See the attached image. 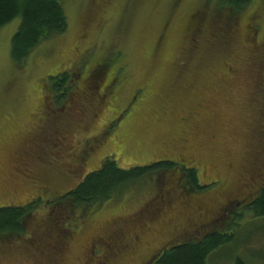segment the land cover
Wrapping results in <instances>:
<instances>
[{
    "label": "rangeland",
    "instance_id": "1",
    "mask_svg": "<svg viewBox=\"0 0 264 264\" xmlns=\"http://www.w3.org/2000/svg\"><path fill=\"white\" fill-rule=\"evenodd\" d=\"M63 5L67 31L23 67L11 58L21 18L0 29V208L37 204L25 234L0 239V264H96L99 240L120 248L109 264H147L178 230L197 241L214 225L232 239L207 264H264V217L246 207L264 188V0L240 14L220 0ZM65 71L58 102L47 79ZM107 158L194 167L208 187L157 221L156 179L88 210L56 203ZM170 185L167 206L182 191Z\"/></svg>",
    "mask_w": 264,
    "mask_h": 264
},
{
    "label": "trees",
    "instance_id": "2",
    "mask_svg": "<svg viewBox=\"0 0 264 264\" xmlns=\"http://www.w3.org/2000/svg\"><path fill=\"white\" fill-rule=\"evenodd\" d=\"M64 1L0 0V29L13 20L21 18L20 27L11 43V58L18 67H23L30 55L43 43L67 31L68 20ZM251 3L252 0H220L218 8L240 14ZM72 83V75L66 71L47 79V87L55 94L58 102L67 97ZM155 179L160 184L167 180L175 181L183 191L191 194H199L208 187L200 184L199 171L194 167L180 166L172 161H161L122 169L114 159L107 158L99 170L88 174L75 189L60 197L56 203L68 202L74 210L80 208L88 210L108 202L115 195L125 193L135 186L145 187ZM36 207L37 204L33 203L0 208V239L25 234ZM247 208L256 217H264V188ZM227 220L229 222L230 217L225 220L226 225H229L227 227L234 224L233 220L232 224ZM213 227V231L212 228L208 229L207 234L200 240L191 241L190 236L184 238L179 245L165 251L155 262L153 261L154 264H207L209 256L232 239L228 235L231 229L217 231L219 228H216V225ZM149 263L148 261L147 264ZM235 264H245V262L237 260Z\"/></svg>",
    "mask_w": 264,
    "mask_h": 264
},
{
    "label": "flooded vegetation",
    "instance_id": "3",
    "mask_svg": "<svg viewBox=\"0 0 264 264\" xmlns=\"http://www.w3.org/2000/svg\"><path fill=\"white\" fill-rule=\"evenodd\" d=\"M171 183L175 184V186L173 188H177V187L180 188L178 186V184L175 183V181H171V180L170 181L169 180L164 181V183H163V187H164L163 191H164V193H163V195L160 198V201H159V207L160 208L158 209L159 213L157 212L158 214L156 215L154 221H157L158 219L160 220L162 217H164V215L169 210V207H170V209H172L174 207L175 203L191 207V192H185L183 190L180 192V195L178 196V198L176 199L175 202H170L169 203V204H172V205L167 206V204H165V202L168 200L169 197H171V194H172V188H171L172 186L170 185ZM169 186H171V187L169 188ZM167 188H168V190H167ZM161 202H162V204H161ZM249 204L250 203H248L246 205V207ZM237 205H239V202L237 203ZM200 208H202V207H200ZM229 212H230L229 211V207H224L223 214L224 213H226V214L221 216L222 218L220 219V221L221 220L225 221L227 218L231 217L230 215H228ZM148 213L149 212H146V213L142 214V218L140 220H142L143 216L145 214H148ZM217 221H219V220H217ZM205 226H208V225L206 224V225H204V227ZM190 233H191V230L190 231L187 230L186 233L179 232V230H178L173 235V237H172L173 239L168 243L169 245H167L165 248H163V250L161 249V252H159V254H156V255L152 256L150 258V260H148V261L150 263H152L153 261L155 262L158 259V257H160L165 251L177 246L179 244V242H180L179 241L180 237H177L178 236L177 234H181V236H185L186 235V237H189L187 234H190ZM175 235H177V236H175ZM94 250H97V251L99 250L100 253H101V256L98 257V260H97L96 264H109L111 262V260H113L117 256L118 251H120V248L112 241H104L103 242V240H99L97 243H95ZM99 258H100V260H99Z\"/></svg>",
    "mask_w": 264,
    "mask_h": 264
}]
</instances>
